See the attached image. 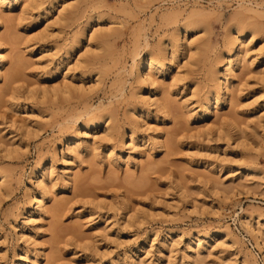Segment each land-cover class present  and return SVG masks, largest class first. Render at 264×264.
<instances>
[{
  "label": "rangeland",
  "instance_id": "374dc122",
  "mask_svg": "<svg viewBox=\"0 0 264 264\" xmlns=\"http://www.w3.org/2000/svg\"><path fill=\"white\" fill-rule=\"evenodd\" d=\"M33 2L0 6V264H264V0Z\"/></svg>",
  "mask_w": 264,
  "mask_h": 264
},
{
  "label": "bare ground",
  "instance_id": "6f19581e",
  "mask_svg": "<svg viewBox=\"0 0 264 264\" xmlns=\"http://www.w3.org/2000/svg\"><path fill=\"white\" fill-rule=\"evenodd\" d=\"M29 2L28 4L34 3L33 0H13V1H9V0H0V6L5 7L6 9H11L14 6H23L25 2ZM1 22H0V28H1ZM256 29V28H255ZM257 30V29H256ZM183 31L184 34L186 35L189 31L188 27L183 26ZM97 38V37H96ZM95 38V39H96ZM6 38H1L0 37V55L2 53V49H1V41L5 40ZM178 36H176L175 41H178ZM97 40L99 42H102L105 40V37L103 35H101L100 37L97 38ZM97 42V44L99 43ZM105 46V45H104ZM107 47V46H106ZM192 47V43L188 44L187 48ZM234 50H235V46L233 43H231L230 48L227 52V55L230 57L231 55H234ZM174 52V51H173ZM237 54V53H236ZM232 57V56H231ZM229 58L226 63L223 65V70L224 73L220 74L219 71L217 70H213V72H210V78L215 82V88H216V92H214V99L216 101H220L221 98H223V100L225 101V97L223 94L220 93V91L227 85L228 82V78L227 76L233 72L234 67L237 64V61L233 60L232 58ZM94 59V58H93ZM161 63L157 60H155L152 56V54L149 52L147 53V55H145L144 57H139L138 62L135 64L134 67H131L130 72L135 71L136 76H135V81L141 85L144 86L147 81L152 85L154 83L153 80V76L159 74L162 72V68H161ZM227 93V92H226ZM221 94V98L219 97V95ZM228 96V95H227ZM210 106V98L209 97H205L203 100V104H202V112L203 114H206L208 109ZM87 111V110H86ZM89 112V111H88ZM82 125L85 127V129H93V128H98V127H104V131L106 132L105 134L107 135V137L112 138V136H114V132L113 130L105 123L102 122L100 120V118H87L86 120H84L82 122ZM130 139L133 140L134 139V135L132 134V132L130 133ZM77 140L74 139H70L68 146H74V144L76 143ZM80 148L75 147L74 149H78ZM3 175L0 173V180L3 179ZM42 183L39 182L38 186H41ZM41 189L43 188L42 186L40 187ZM43 196L42 192H39L37 196L34 197V202L37 205V208L40 209L42 207V202H41V198ZM223 239L226 240L227 237L223 236Z\"/></svg>",
  "mask_w": 264,
  "mask_h": 264
}]
</instances>
